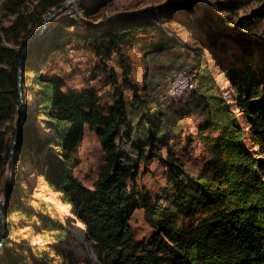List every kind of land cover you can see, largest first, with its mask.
<instances>
[{
    "label": "trees",
    "instance_id": "obj_1",
    "mask_svg": "<svg viewBox=\"0 0 264 264\" xmlns=\"http://www.w3.org/2000/svg\"><path fill=\"white\" fill-rule=\"evenodd\" d=\"M40 1L46 11L64 0ZM82 1L76 2L86 14L104 0H89V5ZM170 3L169 8L192 13L200 10L192 21L178 20L187 29L193 22L203 34L200 46L193 48L197 78L187 109L196 112L201 122L195 133L185 137V146L197 139L207 152L201 157L200 168L196 172L186 169L182 155L174 150L182 131H167L173 124L165 125L166 111L160 104L150 107L152 101L145 93L148 83L139 85L135 80L130 56L123 51V45L140 47L142 39L134 36L148 31L160 34L152 50L182 46L172 32L156 22L168 17L169 9L142 8L101 21L84 19V33L66 31L63 22L74 20L60 12L23 55V121L3 206L6 220L12 213H20V228L30 216L38 217L50 239L33 252L31 245L14 243L10 238L14 225L4 221L0 264H77L79 260L85 264H264V64L251 68L252 59L245 57L251 56L254 48L264 53V38H255L250 32L264 18V4L236 18L232 13L240 9L241 0L228 1L222 7L227 10L225 15H215L210 5L200 7L195 0ZM42 9L17 12L9 25L0 27V167L8 157L9 135L16 131L20 50L15 45L38 32L35 29L28 35L31 23L40 27ZM209 22H219L224 28L215 30ZM66 36L76 37L100 58L111 90L110 101L101 102L90 87L66 89L63 78L43 73L35 65L51 48L64 44ZM229 42L240 45L243 57L238 55L239 61L226 64L222 56ZM113 52L118 56L120 77L106 62ZM208 54L236 96V110L212 76ZM143 64L146 80L147 63ZM124 89L130 91L131 98ZM132 108H142L135 121L131 119ZM86 127L98 137L102 150V162L91 187L74 172ZM28 160L34 161L45 196L56 193L57 200L68 207L94 258L80 259L67 226L50 216L49 200L36 197V206L23 205L27 188L22 185L20 167ZM151 160L159 161L167 175L165 186L153 195L145 185L136 183L138 174L149 172ZM136 209H142L151 227L147 237L135 236L131 219ZM24 250L30 253L25 255Z\"/></svg>",
    "mask_w": 264,
    "mask_h": 264
},
{
    "label": "rangeland",
    "instance_id": "obj_2",
    "mask_svg": "<svg viewBox=\"0 0 264 264\" xmlns=\"http://www.w3.org/2000/svg\"><path fill=\"white\" fill-rule=\"evenodd\" d=\"M170 1L173 0H104L101 3L96 4V7L89 9L86 14L81 12V9L77 2L69 4L60 14L63 17L74 20L73 22L64 21L63 28L70 33H84V19L92 21H101L115 17L120 13H127L142 8H166L169 9V16L156 19V22L161 25L165 31L172 32L173 35L180 41L182 46L173 48L171 50H152V44L159 37V33L156 31H148L145 34H137L134 39L141 38L143 44L138 48H128L129 45H123V51L130 56L132 70L131 74L138 81L139 85L148 83V87L145 90L147 97L152 101L150 107L156 108L155 104H160V109L166 111L165 125L173 126L168 128L167 131L179 132L182 131V137L177 141V145L174 148L175 151L180 152L182 155L185 167L189 171L196 172L202 163L201 157L207 155L203 146L195 139L189 146H185V137L189 133H195L198 124L201 122V117L196 112H188V106L190 105L192 98L190 92L196 86L197 70L195 68V53L193 48L200 46V37L203 34H199L197 29L194 28L192 22L191 28L187 29L183 23L178 20L194 19L200 13V10H196L192 13L188 10H178L172 7ZM184 3L185 0H175ZM230 0H195L199 6L210 5L212 12L216 15H225L227 10L222 9L224 5ZM84 5H89V0H83L81 2ZM262 2H247V0H241L240 9L236 13H232V16L238 17L244 13L250 12L256 6L263 5ZM16 11L20 13H30L34 11H40L42 4L40 0H0V27L9 25L17 12H13L16 7ZM58 5L49 8L44 11L42 9V18H45L49 13L54 11ZM37 12V13H38ZM159 12V11H158ZM37 14H35L36 16ZM209 24L216 30L224 28L217 22H209ZM30 31L28 35L35 32V29H39V24L31 23ZM228 30V29H227ZM233 32L232 30H228ZM251 34L255 38H264V18H262L256 27L250 30ZM25 38H21L22 42L15 45L20 49ZM65 42L62 45H58L55 49L51 48L49 54L44 60L35 65L39 66L43 73L56 75L61 77L65 81L64 88L69 90H78L83 88H93L101 98V102L111 100L110 86L105 82V74L103 72L102 62L98 58L91 48L86 44L80 43L76 37H65ZM226 55L222 56V59L228 64L231 60L237 62L238 55L243 57L242 49L239 44L235 42H229L228 49L225 52ZM237 56V57H236ZM246 59L251 60V68L260 67L264 64V53L260 52L257 48H254L252 55L245 56ZM36 58H32L35 60ZM144 61L147 63L148 79H144L145 73ZM233 61V62H234ZM107 65L114 68L116 75L120 77L121 68L117 64V53L113 52L111 56L106 60ZM208 63L210 65L211 74L214 77L216 83L221 88V92L230 103L232 109L236 110V96L232 93L226 82L224 72L216 64L214 57L208 54ZM98 65V69H96ZM182 73V74H181ZM179 74V75H178ZM186 78V79H185ZM188 80L193 86L186 93L176 99H173L174 91L182 85V81ZM173 90V93L171 92ZM123 92L131 98L130 91L124 89ZM171 99V100H170ZM19 105V104H18ZM17 108V107H16ZM142 108H132L131 119L136 120L137 115ZM39 119L37 122L39 124ZM14 128L18 127V118L14 120ZM13 134L10 136V141ZM176 142V140H173ZM248 145L251 143L248 141ZM182 147H185L183 151H180ZM79 161L74 168L75 175L88 187L92 186V182L97 176L100 164L102 162V150L98 140V137L87 127L85 128V136L78 145ZM8 159V158H7ZM149 172L145 174H138L136 177V183L138 186L145 185L151 194H155L162 187L165 186L167 175L164 166L157 160H151L149 162ZM22 185L26 187V199L23 201V205L26 207L37 205L36 197L43 198L50 201L49 214L53 219H57L67 226L71 234V243L75 247L80 259L94 258L93 253L89 247L83 241V233L81 227L77 221L73 219L72 214L69 212L68 207L57 200L56 193H53L50 197L45 196L46 189L39 181V176L36 175V168L34 161H26L20 167ZM24 178V180H23ZM7 182V160L4 165L0 167V201L5 195ZM21 185V184H20ZM21 215L18 212L11 214L9 219H5L3 211L1 214L2 225L4 221H10L14 227L12 229L10 238L15 244H24L25 246L31 245L34 247L33 252H36V248L44 242L50 239L49 231L43 228V224L35 215L28 218V222L22 228L19 227V219ZM25 221V220H24ZM131 224L134 229L135 236L137 238L147 237L151 231V227L145 222L142 209H136L131 219ZM19 249V248H18ZM25 255H28L29 251H23ZM27 253V254H26ZM77 264H85L79 260Z\"/></svg>",
    "mask_w": 264,
    "mask_h": 264
},
{
    "label": "water",
    "instance_id": "obj_3",
    "mask_svg": "<svg viewBox=\"0 0 264 264\" xmlns=\"http://www.w3.org/2000/svg\"><path fill=\"white\" fill-rule=\"evenodd\" d=\"M78 0H64L63 2H61L58 7L52 11L51 13H49L42 21L38 32L30 37L29 39H27L26 41L23 42V44L20 47V54H19V68H18V93H19V105L16 108L17 110V118H18V127L16 129V131L13 134V137L11 139L10 142V146H9V152H8V159H7V182H6V191H5V195L2 198V200L0 201V218H1V214L3 211V206L5 203V200L7 198L8 195V191L10 189L11 186V180H12V169H13V152H14V146L15 143L17 141V136H18V129L20 128V125L23 121V99H22V94H21V84H20V80H21V67H22V62H23V55L29 45V43L34 40L36 38V36H38L39 34H41L43 32V30L46 28V25L48 23V21L55 17L57 14H59L60 12H62L69 4L75 3ZM230 33H232L230 31ZM2 245H3V225L2 222L0 220V253L2 251Z\"/></svg>",
    "mask_w": 264,
    "mask_h": 264
},
{
    "label": "bare ground",
    "instance_id": "obj_4",
    "mask_svg": "<svg viewBox=\"0 0 264 264\" xmlns=\"http://www.w3.org/2000/svg\"><path fill=\"white\" fill-rule=\"evenodd\" d=\"M182 82H183V84L179 85V87L174 91V93H173V90H171V92L174 94L173 99L177 100L178 97H180L181 95L186 93L193 86L191 83L188 82V80H186L185 82L184 81H182Z\"/></svg>",
    "mask_w": 264,
    "mask_h": 264
}]
</instances>
